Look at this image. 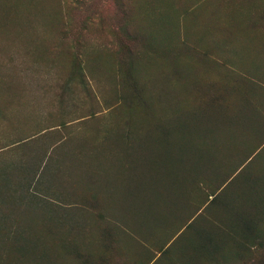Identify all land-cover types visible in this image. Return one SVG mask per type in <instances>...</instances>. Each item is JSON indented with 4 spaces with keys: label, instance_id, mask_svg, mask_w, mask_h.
I'll use <instances>...</instances> for the list:
<instances>
[{
    "label": "trees",
    "instance_id": "16d2710c",
    "mask_svg": "<svg viewBox=\"0 0 264 264\" xmlns=\"http://www.w3.org/2000/svg\"><path fill=\"white\" fill-rule=\"evenodd\" d=\"M230 1L136 0L115 51L36 38L0 70V264H264V0ZM38 3L0 22L32 40L62 20ZM175 116L183 146L148 143Z\"/></svg>",
    "mask_w": 264,
    "mask_h": 264
},
{
    "label": "rangeland",
    "instance_id": "374dc122",
    "mask_svg": "<svg viewBox=\"0 0 264 264\" xmlns=\"http://www.w3.org/2000/svg\"><path fill=\"white\" fill-rule=\"evenodd\" d=\"M135 1L136 0H39L36 12L42 15L43 13H47V10L56 7V9L61 12L62 20L58 22L56 20H51L49 25L52 26L53 29L50 31L38 27L35 32L32 33L34 34L32 40L31 37L25 39L15 37L16 33H21L22 28L19 26L27 23L24 22L25 20H15L12 18L8 22H0V70H7L10 67L16 68L17 66L20 69L21 61L19 58L21 55H19V53H22L26 45L34 42L36 38L37 41L35 42L41 44L44 51L48 50L49 52H51L54 47H58L61 39H63V43L74 46L76 51L79 49L77 46L80 43H83L84 47H90V49L94 46H104L109 50L115 51L120 43L126 41L124 37H121L123 33H121L119 27L123 25L128 15L134 14ZM237 3L238 7H235ZM228 11L230 15L236 11L234 17L236 16V19H241L243 16L246 17L250 12V7L238 0H231L230 4L225 6V10L221 13V16L226 19L231 18L227 13ZM200 12V8H198L197 14L199 18L201 15ZM208 20L211 21L210 15H208ZM62 28L65 31L63 35L60 34ZM129 28L130 27H128V29ZM27 31L30 32L29 30ZM116 35H118V38ZM31 46L30 44L29 47ZM30 50H34V44ZM10 59H13L12 62H9ZM13 64L15 66H13ZM33 67H36V65L31 64V68ZM182 69V71L185 72L183 62ZM25 73H28V70ZM30 83L33 82L30 81ZM82 95L84 94L82 93ZM82 95L76 93L72 96L69 95L70 97L66 99L68 109L74 108L77 103L84 102L82 101ZM78 100H81V102ZM195 100L198 103L197 98ZM106 115H108V113H106ZM73 117H75V115H73ZM105 119L109 120V118ZM32 121L33 119L27 122ZM162 121L163 123L156 125L155 134L148 136V143L154 144L155 146L158 144L163 146L167 140L168 144L170 141L171 147L175 146V148L179 149L180 146H183L180 145V140L182 138L175 137V134H177V132L180 134L177 130L180 127L182 119L175 116L165 117ZM32 123H30V125ZM19 124H24V122ZM5 133H7V131H5ZM164 134L166 135V139L161 141L160 137L164 138ZM93 168L94 164L90 165L88 171L90 172Z\"/></svg>",
    "mask_w": 264,
    "mask_h": 264
},
{
    "label": "crops",
    "instance_id": "0c3cea01",
    "mask_svg": "<svg viewBox=\"0 0 264 264\" xmlns=\"http://www.w3.org/2000/svg\"><path fill=\"white\" fill-rule=\"evenodd\" d=\"M238 1L242 2L243 4L248 1L250 7V0H238ZM248 38H249V50H250V36ZM248 62L250 63V57L248 58ZM71 217L73 219L81 221L83 219H88V217H91V215L89 213H84V212H72Z\"/></svg>",
    "mask_w": 264,
    "mask_h": 264
}]
</instances>
